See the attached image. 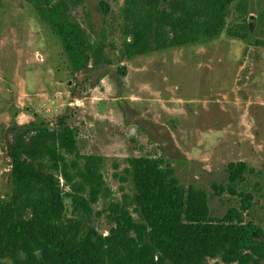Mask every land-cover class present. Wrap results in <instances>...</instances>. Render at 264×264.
Returning a JSON list of instances; mask_svg holds the SVG:
<instances>
[{
  "label": "rangeland",
  "instance_id": "374dc122",
  "mask_svg": "<svg viewBox=\"0 0 264 264\" xmlns=\"http://www.w3.org/2000/svg\"><path fill=\"white\" fill-rule=\"evenodd\" d=\"M31 1L0 0V199L11 195L7 149L19 128L51 129L64 119L75 130L78 153L92 157L102 176L90 216L75 213L83 230L106 234L112 205L132 209L128 160L140 156L161 158L180 184L207 194L211 184L225 182L227 163L245 161L254 171L248 178L255 195L247 219L261 221L264 0H243L254 24L251 44L222 35L129 60L117 55L124 0H62L70 21L101 46L96 64L90 60L80 71ZM227 22H236L233 6ZM59 185L68 190L61 178ZM65 204L73 216L70 199ZM231 205L225 196L209 200L217 217Z\"/></svg>",
  "mask_w": 264,
  "mask_h": 264
},
{
  "label": "trees",
  "instance_id": "16d2710c",
  "mask_svg": "<svg viewBox=\"0 0 264 264\" xmlns=\"http://www.w3.org/2000/svg\"><path fill=\"white\" fill-rule=\"evenodd\" d=\"M38 17L60 40L74 71L96 64L101 46L70 21L62 0L31 1ZM234 7L236 22L228 23ZM120 59L219 39L251 44L253 22L243 0H124ZM258 43V42H255ZM11 195L0 199V264H260L264 217L247 219L255 201L245 161L225 167L211 193L183 186L161 158L128 160L132 209L112 205L107 233L83 230L75 215L91 214L102 176L90 156L78 153L75 130L60 119L54 128L27 124L8 145ZM59 178L68 187L63 192ZM259 190V189H256ZM233 205L219 217L212 197ZM73 216H67L65 199Z\"/></svg>",
  "mask_w": 264,
  "mask_h": 264
},
{
  "label": "water",
  "instance_id": "95a60500",
  "mask_svg": "<svg viewBox=\"0 0 264 264\" xmlns=\"http://www.w3.org/2000/svg\"><path fill=\"white\" fill-rule=\"evenodd\" d=\"M132 132L131 131H128V135L131 136Z\"/></svg>",
  "mask_w": 264,
  "mask_h": 264
}]
</instances>
